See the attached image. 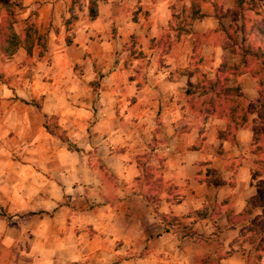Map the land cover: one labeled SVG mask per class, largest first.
I'll return each mask as SVG.
<instances>
[{"label": "crops", "instance_id": "1", "mask_svg": "<svg viewBox=\"0 0 264 264\" xmlns=\"http://www.w3.org/2000/svg\"><path fill=\"white\" fill-rule=\"evenodd\" d=\"M77 1L0 52V264H264V0Z\"/></svg>", "mask_w": 264, "mask_h": 264}, {"label": "trees", "instance_id": "2", "mask_svg": "<svg viewBox=\"0 0 264 264\" xmlns=\"http://www.w3.org/2000/svg\"><path fill=\"white\" fill-rule=\"evenodd\" d=\"M20 3L19 0H13L12 2H9L6 5L5 8V17L2 23L0 24V52L4 56H11L17 49L18 47L24 45L27 42L33 43L34 40H37L42 43V37L39 36L36 33V29L34 27V24L31 22H26L25 28L23 35H17L14 29V25L16 23L15 19V7H19ZM93 3L90 1L89 5V17L94 18L95 17V10L91 7ZM72 19H74V16H72ZM261 33L264 36V21H263V26L261 27ZM235 35V34H234ZM233 34H230L229 39L231 41H236L237 37L236 35L234 36ZM69 42V39L67 40V43ZM30 48H28V52H30ZM253 59L260 61V64L258 65V68L256 70V75L259 76V98L253 103L257 114L259 116V119L262 123L261 127H258L254 130V145L258 144V142L262 141L264 142V52L261 50L252 55ZM205 87V92H217L218 90V84L216 82H208L204 84ZM220 91L223 92L224 94L226 93H233L235 98H241V94L238 88L236 89H227L225 88H220ZM236 100V99H235ZM235 100H232V102H235ZM47 128V127H46ZM48 131L52 130L50 128H47ZM258 153V152H257ZM146 178H150L151 172L149 169L146 170ZM162 183L160 182V179H156L152 183V189L157 190L161 187ZM259 199V198H258ZM148 201L152 203H157L158 198L157 195L152 192L150 193L148 197ZM262 202H264V197L262 198Z\"/></svg>", "mask_w": 264, "mask_h": 264}, {"label": "rangeland", "instance_id": "3", "mask_svg": "<svg viewBox=\"0 0 264 264\" xmlns=\"http://www.w3.org/2000/svg\"><path fill=\"white\" fill-rule=\"evenodd\" d=\"M10 0H0V8H2V7H4L6 4H7V2H9ZM81 7V3H80V0H78L77 2H76V7ZM93 9H94V7L93 6H91ZM18 13V12H17ZM36 14V13H35ZM71 18H72V16H71ZM17 20H18V22H17ZM17 20H16V23H17V29L18 30H20V28L22 27V26H24V23L26 22V21H21V19H20V13H18L17 14ZM29 22H31V21H29ZM224 25L225 26H228V25H230V22H231V18H225L224 19ZM33 24H34V27H35V29L38 31V28H37V24L35 23V22H32ZM57 133L59 134V136H60V139H61V141L62 142H64L65 143V140H64V136H63V134H62V131L61 130H58V128H57ZM70 149L72 148V146H71V144H69V143H67L66 144ZM255 152L258 154V155H260V157L259 158H261L260 160H259V162L257 163V167H258V169H261L262 171L264 170V142H262V141H260V142H258V144H255ZM21 163H23L24 164V162H21ZM20 164V162H13V165H10V163H7V162H5V161H0V168L1 169H15L17 166L16 165H19ZM2 213H4V211L2 210Z\"/></svg>", "mask_w": 264, "mask_h": 264}]
</instances>
